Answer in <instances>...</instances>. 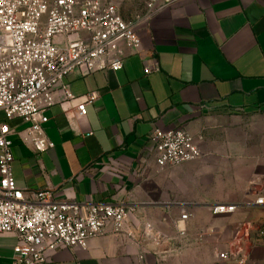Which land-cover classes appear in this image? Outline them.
<instances>
[{
  "label": "crops",
  "instance_id": "1",
  "mask_svg": "<svg viewBox=\"0 0 264 264\" xmlns=\"http://www.w3.org/2000/svg\"><path fill=\"white\" fill-rule=\"evenodd\" d=\"M138 31L137 50L121 45V68L68 76L63 86L73 97L62 84L55 88L44 125L53 148L36 153L13 137L14 176L22 189H48L55 199L84 207L136 205L140 226L150 222L173 235L177 225L186 228L182 249L174 250V240L135 243L105 234L87 249L53 251L51 264H253L218 253L238 242L255 243L244 226L264 223V205L248 194L257 176L264 188V144L235 162L221 158L229 148L200 144L203 156L160 168L150 135L155 128L181 126L209 135L206 123L213 119H264V0H173ZM91 92L98 97L80 115L77 107ZM8 123L15 130L27 125L21 118ZM219 202L241 206L213 214L209 206ZM183 208L192 213L187 221H180ZM243 230L246 236L239 239ZM17 242L14 232L0 234V264H12ZM260 247L264 264V237Z\"/></svg>",
  "mask_w": 264,
  "mask_h": 264
},
{
  "label": "built area",
  "instance_id": "2",
  "mask_svg": "<svg viewBox=\"0 0 264 264\" xmlns=\"http://www.w3.org/2000/svg\"><path fill=\"white\" fill-rule=\"evenodd\" d=\"M173 0H149L147 20ZM139 20H127L112 0H0V234L14 232L12 264H51V253L59 248L87 249L93 238L121 235L130 242L149 239L159 244L176 241L182 249L186 228L176 226L168 234L147 222L140 226L137 206L90 204L57 200L48 189H22L13 171V137L36 153L54 147L46 134L45 109L55 103L54 90L72 74L88 75L102 69L117 70L126 57L122 43L131 50L141 46ZM146 72L150 69L147 67ZM77 107L85 115L86 105L97 92L86 95ZM21 118V130L8 121ZM150 139L160 168L180 166L201 156L198 135L181 126L163 131L155 128ZM264 205V195L254 201ZM238 203L209 206L213 214L234 213ZM192 213L181 210L180 221ZM233 254V253H232ZM230 251L219 253L229 259Z\"/></svg>",
  "mask_w": 264,
  "mask_h": 264
},
{
  "label": "rangeland",
  "instance_id": "3",
  "mask_svg": "<svg viewBox=\"0 0 264 264\" xmlns=\"http://www.w3.org/2000/svg\"><path fill=\"white\" fill-rule=\"evenodd\" d=\"M119 8L121 14L127 20H139V23L147 21L150 10L148 8L149 0H112ZM209 131V135L202 132L197 133L198 141L202 146L219 147L220 149H230L229 154H222L221 158L224 161L235 162L238 159L247 160L253 149L258 147L259 149L264 144V119L260 117H224L210 120L206 123ZM203 156V154L201 155ZM213 157V155L207 154L206 157ZM233 173V172H232ZM261 176L255 177L249 183L248 194L259 195L260 192L264 195V188L258 186V180L262 184ZM261 179V180H260ZM230 183H234L235 175L232 174L229 178ZM264 180V179H263ZM234 185V184H233ZM257 186L260 188H257ZM259 192V193H260ZM245 228H250L249 237L252 238L255 243L247 244L238 242L234 247L227 249L231 252L228 261L236 263H242L245 258L252 259L253 264H260L262 258V250L260 247L261 240L264 237V223L262 219L256 222L246 223ZM242 227V226H239ZM245 230L239 235V239L243 238ZM221 253V252H219ZM218 253V256H219ZM233 253V254H232ZM221 258V257H219ZM222 259V258H221Z\"/></svg>",
  "mask_w": 264,
  "mask_h": 264
}]
</instances>
